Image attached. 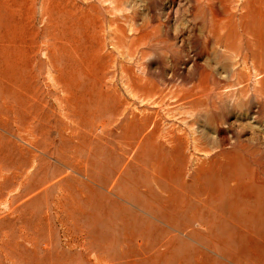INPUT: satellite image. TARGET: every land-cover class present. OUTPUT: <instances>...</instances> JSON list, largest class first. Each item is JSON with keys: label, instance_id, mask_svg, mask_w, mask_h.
Masks as SVG:
<instances>
[{"label": "rangeland", "instance_id": "1", "mask_svg": "<svg viewBox=\"0 0 264 264\" xmlns=\"http://www.w3.org/2000/svg\"><path fill=\"white\" fill-rule=\"evenodd\" d=\"M0 264H264V0H0Z\"/></svg>", "mask_w": 264, "mask_h": 264}, {"label": "bare ground", "instance_id": "2", "mask_svg": "<svg viewBox=\"0 0 264 264\" xmlns=\"http://www.w3.org/2000/svg\"><path fill=\"white\" fill-rule=\"evenodd\" d=\"M208 2H209V1H208ZM208 4H209V3H208ZM261 11H262V10H261ZM213 13H214V12H213ZM215 15H216V14H215ZM216 19H217V18L214 17V19L212 20V23L210 22V25L208 24V25L210 26L209 28L211 29L210 32H211L212 35H218L216 32L218 31L219 24H218V26H217V25L215 26L216 21H217ZM220 23H221V22H220ZM220 27H221V26H220ZM207 28H208V26H207ZM218 33H219V32H218ZM220 33H221V31H220ZM220 33H219V35H221ZM224 34H225V33H224ZM210 36H211V35H210ZM214 38H215V37H214ZM207 41H208V40H207ZM219 41H220V40H219ZM222 41H223V39H222ZM222 41H221V42H222ZM223 44H224V42H223ZM223 44H222V45H223ZM224 45H225V44H224ZM217 46H218V45H217Z\"/></svg>", "mask_w": 264, "mask_h": 264}]
</instances>
